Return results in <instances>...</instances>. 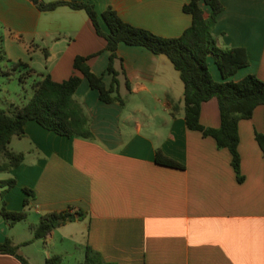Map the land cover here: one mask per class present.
<instances>
[{
    "label": "crops",
    "instance_id": "1",
    "mask_svg": "<svg viewBox=\"0 0 264 264\" xmlns=\"http://www.w3.org/2000/svg\"><path fill=\"white\" fill-rule=\"evenodd\" d=\"M77 2L95 9L105 32L101 14L108 9L123 22L166 39L180 37L192 22L183 12L189 0ZM219 2L223 11L212 31L217 46L243 49L249 61L230 80L253 75L264 81V0ZM199 7L210 11L202 2ZM105 45L82 10L40 12L29 0H0V75L8 80L24 74L11 72L22 63L35 72L23 85L32 81L33 87L41 75L61 83L74 74L73 60L81 56L89 58L91 71L108 89L112 77L106 72L110 53ZM116 54L121 63L114 68H123L130 84L128 93L119 76L124 106L101 102L86 79L73 96L93 139L59 136L29 121L25 137L11 140L26 143L11 150L24 160L0 172V183L15 181L12 188L0 186V201L8 211L20 212L28 198L33 215L12 228L0 219V244L9 240L28 264H44L55 255L68 264L78 239L84 250L78 264H84L87 249L109 264H264V156L255 141V134L264 131V108L256 107L250 120L238 123L243 178L238 182L229 152L186 128L184 85L168 58L125 44ZM207 62L220 82L214 61ZM4 101L5 110L19 107ZM199 122L204 128L220 126L216 99L201 105ZM157 150L183 168L156 164ZM23 189L32 190L33 198ZM63 211L79 212L83 219L51 231L41 250L32 228L43 215ZM29 217L23 226L27 234L19 237L14 231ZM0 264L21 263L0 254Z\"/></svg>",
    "mask_w": 264,
    "mask_h": 264
},
{
    "label": "trees",
    "instance_id": "2",
    "mask_svg": "<svg viewBox=\"0 0 264 264\" xmlns=\"http://www.w3.org/2000/svg\"><path fill=\"white\" fill-rule=\"evenodd\" d=\"M29 1L40 12L54 11L60 7L84 11L96 34L105 41V50L110 53L106 72L111 75L112 82L106 89L102 77H97L91 71L87 63L89 58L81 56H77L73 60L74 74L66 81L57 83L49 75H41V80L33 84L32 97L26 104L13 110L0 108V172L14 170L23 163L24 155L12 152L9 145L13 138L22 139L25 137L24 125L29 121H34L43 129L59 136L84 140L93 139L88 118L73 96L82 79H86L89 87L97 91L101 102L105 104L117 102L124 106V100L119 95V76L124 77L128 93L130 84L125 77L123 68L117 71L114 64L116 61L121 63L116 52L119 44H125L142 47L155 55H163L168 58L179 73L184 85L183 112L186 128L199 132L203 137L212 138L217 149L227 150L237 181L243 180L240 174L238 153V123L242 120H250L256 107L264 108V81L253 75H247L236 82L230 80L237 71L247 67L249 61L245 50L240 48L224 50L216 44L212 31L219 14L223 11L219 0H189L183 6V12L191 16V26L180 37L173 39L161 38L146 30L133 27L123 22L111 9L101 14L107 28V32H105L99 25V16L95 9L91 5L77 2V0ZM200 2L209 7V13H205L199 7ZM208 58L214 61L220 74V82L213 79L208 68ZM19 69L24 71V74L17 78L20 85H23L25 79L31 77L35 72L22 63L13 65L11 72H16ZM212 99L217 100L219 108L220 126L216 129L204 128L199 122L201 105ZM255 141L264 156V131L261 134H255ZM155 163L169 168H183L165 157L159 150L155 153ZM14 185V180L0 183V186L7 188H12ZM23 192L27 197L33 198L34 196L30 189H23ZM28 204L29 200L25 198L24 208ZM26 218L27 213L24 210L20 212L8 211L5 203L0 201V219L4 220L9 228L25 221ZM82 219L83 215L79 212L75 214L67 211L47 213L32 228L33 240L45 239L51 231ZM17 249L9 240L0 244L1 255H10L21 264H28L17 254ZM44 264H62V257L51 256L45 260ZM84 264L109 263H105L97 254L87 249Z\"/></svg>",
    "mask_w": 264,
    "mask_h": 264
},
{
    "label": "rangeland",
    "instance_id": "3",
    "mask_svg": "<svg viewBox=\"0 0 264 264\" xmlns=\"http://www.w3.org/2000/svg\"><path fill=\"white\" fill-rule=\"evenodd\" d=\"M31 84H32V81L27 82L25 85H20V83L18 82V79L16 77H13L10 80H8L6 77L0 75V101H2L0 103V108L4 109V108H2V107H4L2 105V103H5L4 100L10 101V102H12L16 105H19V106L26 104L27 101L32 96ZM25 147H26V143L24 141H22L21 143L18 144L15 139L9 145V149L14 150V151H16L17 149H20V148L24 149ZM24 211L28 214V216L32 217L33 211L31 208L26 207V208H24ZM30 220H32V219L30 218L29 221H27L23 224L17 225L14 232H17L19 237L21 236V234H25V235L27 234L26 233L27 229H25L23 226H27V224H28V222H30ZM42 242H43L42 240L41 241L39 240L36 243L37 244L36 246H39V248L41 250L46 248L45 246H43ZM78 242H79V239H78ZM78 242H77V245L71 247L72 250L70 252V256L68 257V264H78V262L84 258V250H83V247L80 246V243H82V240H80L79 243ZM58 246H59V244H58ZM58 251H61V250H58Z\"/></svg>",
    "mask_w": 264,
    "mask_h": 264
}]
</instances>
